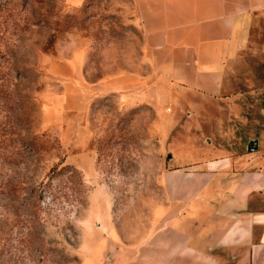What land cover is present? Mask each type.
<instances>
[{"label": "rangeland", "instance_id": "374dc122", "mask_svg": "<svg viewBox=\"0 0 264 264\" xmlns=\"http://www.w3.org/2000/svg\"><path fill=\"white\" fill-rule=\"evenodd\" d=\"M119 2L0 0V264H141L127 257L158 228L162 175L174 154L188 147L195 157L237 158L251 155L253 143L258 149L263 19L229 72V97L184 109L166 150L153 106L68 85L63 65L85 47L89 83L113 39L126 52L134 29ZM65 167L79 174L53 173Z\"/></svg>", "mask_w": 264, "mask_h": 264}, {"label": "crops", "instance_id": "0c3cea01", "mask_svg": "<svg viewBox=\"0 0 264 264\" xmlns=\"http://www.w3.org/2000/svg\"><path fill=\"white\" fill-rule=\"evenodd\" d=\"M119 1L117 10L125 12L134 29L127 35L126 52L118 54L122 44L113 39L99 79L89 83L83 71L91 63V50L85 47L63 65L62 75L68 85L76 80L95 94L153 106L162 121L159 149L166 150L184 109L197 111L201 104L229 97V72L264 20V0ZM58 69L53 66L52 72L59 74ZM167 107L174 109L171 114ZM64 108L73 109L70 103ZM258 134V149L251 155L195 157L188 147L174 154L165 163L172 167L162 175L167 204L158 214V228L127 259L264 264V130Z\"/></svg>", "mask_w": 264, "mask_h": 264}, {"label": "trees", "instance_id": "16d2710c", "mask_svg": "<svg viewBox=\"0 0 264 264\" xmlns=\"http://www.w3.org/2000/svg\"><path fill=\"white\" fill-rule=\"evenodd\" d=\"M65 171H69L70 173H72V174H74L75 176H77V174H79L78 173V171L77 170H74L73 168H71V167H65V168H63V169H60V170H53V173H56V174H62V173H64ZM82 183V185H83V181L81 182Z\"/></svg>", "mask_w": 264, "mask_h": 264}, {"label": "water", "instance_id": "95a60500", "mask_svg": "<svg viewBox=\"0 0 264 264\" xmlns=\"http://www.w3.org/2000/svg\"><path fill=\"white\" fill-rule=\"evenodd\" d=\"M254 147H252V146H249V152H254V151H256V143H253L252 144ZM171 157V156H170Z\"/></svg>", "mask_w": 264, "mask_h": 264}]
</instances>
